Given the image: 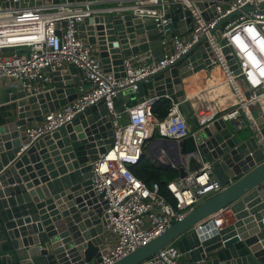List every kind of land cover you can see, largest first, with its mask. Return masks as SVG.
Here are the masks:
<instances>
[{"label": "water", "instance_id": "95a60500", "mask_svg": "<svg viewBox=\"0 0 264 264\" xmlns=\"http://www.w3.org/2000/svg\"><path fill=\"white\" fill-rule=\"evenodd\" d=\"M41 1L8 2L25 6ZM228 1L197 0V5L200 9L211 5L209 11L202 12L209 20L208 13L215 14V7ZM117 2L107 0L106 4ZM113 7L107 6L110 10L91 15L78 25V29L86 33L87 43L97 45L104 66L112 64L115 71L122 70L123 57L147 49L152 51L155 61L161 60L163 48L153 20L138 17L131 11L111 9ZM260 7H264V2ZM172 8L179 34H187L194 18L188 10L182 11L179 3H174ZM253 9V6H244L231 11L216 22L211 32L219 36L223 22L241 10ZM223 43L224 40H220V44ZM2 51L12 52L14 48ZM17 51L29 53L28 48ZM210 58L213 54L202 35L174 61L141 80L137 93L126 90L115 98V107L120 112L142 100L144 95L167 94L180 102V109L194 134L179 141L153 138L147 144L150 155L158 160L157 155L163 151L168 156L163 164L177 167L179 176H183L185 170L200 167L202 160L208 161L216 179L225 186L160 235L112 264H152L148 259L174 241L180 251L188 250L185 264L264 262V116L258 103L249 106L250 111H258L257 128L243 139L218 117L224 109L218 110L213 103L210 104L214 107L211 111L215 119L207 125L199 124L200 108L194 107L193 101L187 98L182 80L200 69H211ZM220 72L225 81L221 69ZM116 76L124 74L116 72ZM82 79V71L69 64L52 72V86L37 95L26 96L21 82L8 87L14 94L11 98L5 97V101L12 102L14 112L0 123V264H101V256L110 249L104 242L107 215L96 204L98 198L90 185V163L113 142L102 101L51 133L31 142L26 136L32 122L42 121L48 111L66 105L91 89L90 85L80 88ZM229 91L234 98L230 88ZM245 96L249 97L248 92ZM204 103L211 109L209 103L205 100ZM23 144L25 148L20 150ZM32 168L37 173L31 172ZM26 172L30 173L26 175ZM37 174L39 179L28 182ZM23 182L25 184H20ZM40 183L41 186L32 189ZM54 202L65 204L56 208ZM225 207L230 208L235 221L227 226H216L212 216ZM206 219L207 222L194 229Z\"/></svg>", "mask_w": 264, "mask_h": 264}, {"label": "built area", "instance_id": "2783aa9c", "mask_svg": "<svg viewBox=\"0 0 264 264\" xmlns=\"http://www.w3.org/2000/svg\"><path fill=\"white\" fill-rule=\"evenodd\" d=\"M8 1L5 0L7 5H4L0 0V81L21 82L26 96L37 95L51 87L52 72L72 64L82 71V82L87 81L91 86L89 91L66 105L48 111L35 127L26 129L30 142L72 121L100 101L111 124V146L90 163L91 191L98 198L96 204L107 215L106 230L115 237L109 251L101 256V264H112L133 252L181 220L206 196L224 188L214 176L211 163L205 160L197 169L185 170L183 176L167 182L166 191L171 199L161 193L158 182L148 185L138 178L129 166L140 158L150 138L157 133L156 138L179 141L193 135L194 130L190 129L180 102L167 94L144 95L125 112L116 109L115 98L126 90L137 93L141 80L174 61L204 35L213 54L209 64L219 66L234 95V104L220 117L239 130L246 126L248 119L252 120L251 104L258 103L264 116L261 102L264 98V7H260L264 0H230L217 5L215 14L210 11L209 20L202 12L209 11L211 5L200 9L197 0H118V5L111 9L131 11L138 17L153 20L163 48V58L158 61L154 60L150 49L123 57L122 70L118 71L112 64L104 66L94 54L93 45L87 43L78 29L85 18L110 10L95 7L107 0H42L25 6L11 5ZM174 3H179L182 11L188 10L195 20L185 35H180L175 26ZM244 6L254 9L241 10L223 22L219 36L211 32L222 16ZM220 40L224 43L220 44ZM8 47L14 51L2 55V49ZM24 48L29 49L28 54L17 51ZM116 72H123L124 76L117 77ZM162 97L168 98L170 105L166 114L158 118L153 106ZM6 103L0 99V106ZM203 106L204 111H201ZM203 106L200 114L197 113V120L200 125H207L215 118L211 109H207L208 104ZM228 210L230 208L225 207L212 216L216 226L222 224V214ZM207 220L196 224L194 229ZM187 253L188 250L180 251L174 241L148 260L152 264H183L181 256Z\"/></svg>", "mask_w": 264, "mask_h": 264}, {"label": "crops", "instance_id": "0c3cea01", "mask_svg": "<svg viewBox=\"0 0 264 264\" xmlns=\"http://www.w3.org/2000/svg\"><path fill=\"white\" fill-rule=\"evenodd\" d=\"M117 5L118 4H116V3L115 4H106L104 2H99L95 5V7L96 8H105L107 6H117ZM177 30H179V29H177ZM80 34L86 40V33L81 31ZM92 47H93L94 54L100 58L99 49H98L97 45H93ZM66 67L67 66H65L64 68H66ZM218 73L219 74L221 73L219 66L213 65L212 68L209 70L200 69L199 71L192 73L191 75L185 77L182 80L183 88L185 90L186 96H188L187 98H189L190 100L193 101L194 107L201 108V106H203V104H205L204 100L206 103H213L217 107L218 110H221V109L228 110V108H230L234 104V102H235L234 98L231 96L228 85L225 83V81H222L220 84V86L222 85V93H221L222 95L220 97L225 99V105L220 107L216 103L215 99L209 98L214 93V89L216 87H218L213 81H211V80H215L214 78L217 77ZM12 84H13V82H11L9 80L0 81V99H2V101L6 102L5 97L11 98V96L14 94V92H11L8 90V87L13 86ZM50 86H52V84ZM87 86H89V83L87 81H85L81 85V88L84 89V88H87ZM200 95H201V97H200ZM214 98H218V96H215ZM13 112H14V110H13L12 102H7L5 105L1 106L0 107V123H4L7 120V118L13 114ZM250 115L252 116V120L248 119V121H246V126H244L242 129H239V130L235 129L232 126L230 121H226L228 126L231 127L233 132L240 134V135H242V134L244 135L241 137L242 139L247 137L248 135H251L252 129L255 130L257 128V127H255L256 124L254 121L259 116L258 111L254 110L253 112L250 113ZM218 117H220V114ZM40 122L41 121H34L30 124V127H35ZM190 129L193 130V128H190ZM23 148H25L24 144L22 145L20 150H22ZM19 152L17 154H19ZM35 153H37V151ZM157 159L158 160H155V161L163 164L168 160V156L166 154H164L163 151H160V153L157 155ZM29 165L33 166V163H30ZM63 165H65V163ZM3 168H5V167H3ZM22 168H25V165H23ZM57 169L58 168L55 167L54 171H56ZM16 170H18V169H16ZM31 172L37 173V171L34 168H32ZM29 173L26 172V175H28ZM15 174H16V172H15ZM47 174H49V172H47ZM58 176H60V175H58ZM39 178H40V176L37 174L35 178H30L28 182H32L33 179H39ZM50 180H51V178H50ZM20 184H25V183L23 182ZM41 184L42 183H40L39 185H36V186L33 185L32 189H34L38 186H41ZM8 186H13V185H8ZM26 190H28V188ZM64 204L65 203H62L61 205H64ZM54 205L56 206V208L61 206V205L57 204V202H54ZM47 213H48V211H47ZM222 215H223L222 216L223 221H222V224L220 226H227V225H229L235 221L234 214L232 213L231 210L224 212ZM104 230H105V232H104L105 233V239H104L105 241L104 242L109 247H111L114 243L115 237L111 233H109V231H107L106 228ZM187 258H188L187 255H183V256H181L180 261L183 264H185L187 261Z\"/></svg>", "mask_w": 264, "mask_h": 264}, {"label": "trees", "instance_id": "16d2710c", "mask_svg": "<svg viewBox=\"0 0 264 264\" xmlns=\"http://www.w3.org/2000/svg\"><path fill=\"white\" fill-rule=\"evenodd\" d=\"M170 105V100L168 98H160L153 106V112L156 117H163ZM157 133L150 138L143 146V152L140 158L132 165L129 166L130 170L140 179H142L146 184L151 185L152 182H158L160 185V191L168 199H171L169 193L166 191L167 182L173 180L179 176V170L177 167L170 165H165L153 161L149 153L147 152V144L153 138H156Z\"/></svg>", "mask_w": 264, "mask_h": 264}, {"label": "bare ground", "instance_id": "6f19581e", "mask_svg": "<svg viewBox=\"0 0 264 264\" xmlns=\"http://www.w3.org/2000/svg\"><path fill=\"white\" fill-rule=\"evenodd\" d=\"M215 80H211V81H213L218 87H216L215 89H214V93L212 94V96H210L209 98H213V99H215L216 100V103L220 106V107H222V106H224L225 105V99L224 98H221L220 96L222 95L221 93H222V85L220 86V84H221V82L223 81V77H222V74L220 73H218V75H217V77L216 78H214ZM216 92V93H215ZM215 96H218V98H214ZM200 97H201V95H200ZM261 102H262V104H263V110H264V98H262L261 99ZM210 104V103H209ZM209 108H211V110L212 111H214V107H213V105L212 104H210L209 105ZM201 111H204V106H203V108L201 109ZM200 111V112H201ZM205 113H203L202 115H204ZM255 122V121H254ZM255 124H256V122H255ZM255 127H257V124L255 125Z\"/></svg>", "mask_w": 264, "mask_h": 264}, {"label": "rangeland", "instance_id": "374dc122", "mask_svg": "<svg viewBox=\"0 0 264 264\" xmlns=\"http://www.w3.org/2000/svg\"><path fill=\"white\" fill-rule=\"evenodd\" d=\"M12 52H3L2 53V55H10ZM189 126H190V128H192V125L189 123ZM238 136H240V138L242 137V136H244L243 134L242 135H240V134H238ZM147 152L149 153V155H150V151H148L147 150ZM151 156V158L153 159V161L155 160L153 157H152V155H150ZM206 198H208V196H206Z\"/></svg>", "mask_w": 264, "mask_h": 264}]
</instances>
